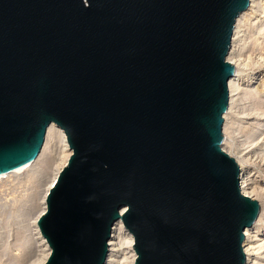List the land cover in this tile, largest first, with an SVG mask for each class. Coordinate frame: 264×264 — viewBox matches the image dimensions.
<instances>
[{
  "label": "water",
  "instance_id": "water-1",
  "mask_svg": "<svg viewBox=\"0 0 264 264\" xmlns=\"http://www.w3.org/2000/svg\"><path fill=\"white\" fill-rule=\"evenodd\" d=\"M249 0H0V175L50 124L71 154L38 218L43 264H244L259 205L222 150L233 26Z\"/></svg>",
  "mask_w": 264,
  "mask_h": 264
},
{
  "label": "bare ground",
  "instance_id": "bare-ground-1",
  "mask_svg": "<svg viewBox=\"0 0 264 264\" xmlns=\"http://www.w3.org/2000/svg\"><path fill=\"white\" fill-rule=\"evenodd\" d=\"M261 3L262 0H249L247 9L236 18L226 57V60L232 66L234 65V73L228 80L229 103L227 111L223 115L221 147L224 152L235 159L240 167L239 171L246 174L239 179L242 194L257 200L259 205V213L255 222L243 233L244 264H264V195L255 196V189L259 188L257 183H263L264 180L253 173L247 163L257 158L259 152L261 153L260 159H264V104L258 107V101L264 97V7L261 6ZM252 39L253 41H251ZM246 46H251V50H249L253 52V60L258 66L252 70L248 69V57H246L248 52L244 54ZM250 95L253 98L247 108L257 116L259 121L253 123L252 129H249L250 133L244 140L245 144L239 143L236 146L234 139L237 132L233 127L231 114L236 107L244 112L245 104L249 101ZM227 148L232 149V151H228ZM70 154L65 133L52 123L47 128L44 143L35 160L10 173L0 175V180L22 172L36 174L38 178H44L40 194V207L34 217L33 229L36 247H39L42 253L37 264H43L50 251L45 239L40 235L37 220L45 212L46 196L54 186L58 174L66 165ZM132 246L133 237L131 233L125 228L121 220L116 221L108 242V253L104 264H134L136 254Z\"/></svg>",
  "mask_w": 264,
  "mask_h": 264
},
{
  "label": "rangeland",
  "instance_id": "rangeland-1",
  "mask_svg": "<svg viewBox=\"0 0 264 264\" xmlns=\"http://www.w3.org/2000/svg\"><path fill=\"white\" fill-rule=\"evenodd\" d=\"M261 6L264 7V0H262ZM248 44L250 45L251 42ZM250 47L246 46L244 54L248 52L246 53L248 69L252 70L258 66L253 60L254 54L250 51ZM252 98L250 95L244 112L236 107L231 114L233 127L237 132L234 139L236 146L239 143L245 144L244 140L249 136L248 133H250L253 123L259 121L257 116L247 108L252 102ZM262 104H264V97L258 101V107ZM227 150L232 151L230 148ZM260 157L261 153L259 152L257 158L247 163L253 173L264 180V159L262 160ZM43 179L38 178L36 174L22 172L0 180V264H37L40 260L42 253L40 248L36 247L33 229L34 217L40 207ZM257 186L259 188L255 189V196L260 197L264 195V182H258Z\"/></svg>",
  "mask_w": 264,
  "mask_h": 264
},
{
  "label": "built area",
  "instance_id": "built-area-1",
  "mask_svg": "<svg viewBox=\"0 0 264 264\" xmlns=\"http://www.w3.org/2000/svg\"><path fill=\"white\" fill-rule=\"evenodd\" d=\"M246 174L245 173H243V172H239V174H238V179H240L242 176H245Z\"/></svg>",
  "mask_w": 264,
  "mask_h": 264
}]
</instances>
